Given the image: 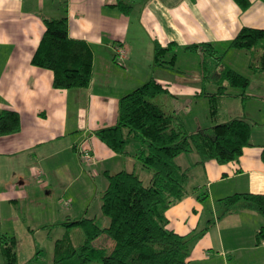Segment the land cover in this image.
Listing matches in <instances>:
<instances>
[{
	"label": "crops",
	"instance_id": "1",
	"mask_svg": "<svg viewBox=\"0 0 264 264\" xmlns=\"http://www.w3.org/2000/svg\"><path fill=\"white\" fill-rule=\"evenodd\" d=\"M248 1V7L242 8L236 0H139L124 14L115 0H0V113L14 110L21 121L19 131L0 135V235L15 236L19 264L37 255L33 230L51 221L36 220L35 207L31 211L24 205L25 195L51 186L55 172L63 177L71 176L76 167L80 172L77 156L83 148L105 176L125 169L136 172L144 185L151 183L152 170L134 155L141 142L133 141L125 153H117L95 133L117 122L122 95L151 78L165 88L155 101L177 114L188 131L212 125L190 129L173 103L180 96L206 97L210 113L215 101L216 123L243 118L251 124L252 144L237 160L199 163L195 151L176 157L178 165L189 169L190 178L188 194L166 211L168 227L188 236L203 230L190 240L187 264H264V240L256 238L264 217L249 209L220 217L217 206L218 199L234 193L264 194V92H256L251 81L245 90L229 91L230 85L217 83L207 68H198L201 75L193 82L171 74L180 52L213 51L219 64L228 53H239L229 46L239 30L264 28V2ZM60 16L68 19L69 35L86 41L93 50L88 87L54 88L53 72L31 62L45 31L43 18ZM156 44L169 46L162 57L170 59L162 64L154 60ZM248 53L252 66L257 59L251 56L254 50L244 55ZM212 82L215 89L207 87ZM219 84L225 86L224 93L214 95ZM196 188L208 195L199 199ZM0 264H4L1 245Z\"/></svg>",
	"mask_w": 264,
	"mask_h": 264
},
{
	"label": "trees",
	"instance_id": "2",
	"mask_svg": "<svg viewBox=\"0 0 264 264\" xmlns=\"http://www.w3.org/2000/svg\"><path fill=\"white\" fill-rule=\"evenodd\" d=\"M236 1L242 8H247L250 3L248 0ZM114 5L124 14L133 9L128 0H115ZM43 21L45 31L31 58L32 64L53 72L54 88L88 87L93 76L91 46L69 35L66 16L44 17ZM229 46L245 50L260 46L258 63L252 67L264 70V28L242 27ZM168 49L169 46L155 45L156 63H163L162 55ZM219 58L212 56L214 68ZM201 64L207 68L203 59ZM212 77L217 83L226 82L242 90L250 83L249 77L228 66ZM223 87L219 84V91L214 95L224 93ZM164 91V86L154 78L140 84L120 97L117 122L95 132L117 153H125L131 142L140 141L143 145L134 155L152 170L151 183L144 185L134 171L123 169L107 173L108 183L101 197V208L109 218V224L101 226L93 217L67 222V226L80 227L84 238L79 244H75L68 233L56 239L54 264H187L190 240L197 239L203 230L188 236L168 227L166 211L188 194L190 178L189 169L178 165L176 157L195 151L199 163L208 159L221 164L237 160L244 148L252 144L251 124L243 118H233L188 131L177 114L166 111L155 101ZM215 106L214 101L211 104L213 115ZM20 128L18 112L4 110L0 113V135L17 132ZM262 159L264 161V148ZM194 192L199 199L208 195L205 189L196 188ZM217 201L221 205L220 217L241 209L254 210L264 217L262 193L238 192ZM102 233L112 238L111 251L93 245ZM256 238L258 242L264 240V225L257 230ZM0 245L4 264H19L15 236L1 234Z\"/></svg>",
	"mask_w": 264,
	"mask_h": 264
},
{
	"label": "rangeland",
	"instance_id": "3",
	"mask_svg": "<svg viewBox=\"0 0 264 264\" xmlns=\"http://www.w3.org/2000/svg\"><path fill=\"white\" fill-rule=\"evenodd\" d=\"M128 1L133 3L139 0ZM238 50H240L239 53H228L224 58H222V62L220 64L218 63L217 68H213V61L215 58H213V60L212 56L217 55V53H214L213 51L205 50L203 52L202 50L198 53L193 52L187 54L180 52L179 57L176 59L175 63L172 64L174 69L171 74H174V76H176L175 78L180 77L184 78V81L189 80L190 82H193L194 79H197L198 75H201V73H197L196 70L198 68H204L201 64L203 59L207 69L211 71L212 76L217 74V72H220L224 67L228 66L236 69L244 75H247V77L250 78L256 92H264V70H255L252 66L248 65L247 60L250 59V53H248L247 56L244 55V52L248 50ZM252 50H254V53H251V56L254 55V57L258 59V56L261 53L260 46L255 47ZM162 59H170V56H163ZM122 60L123 59H121V61ZM253 62L254 64L258 63L255 59ZM177 71L180 73H177ZM207 75H209V72H207ZM210 86L215 89L217 84L212 82L207 85L209 88ZM228 90L241 91V88L229 86ZM158 97H160V95ZM173 103L174 106L178 107L179 112L189 123V126H191L189 127L190 129L197 125H213L216 123V119H218H215L214 117V120L212 119L213 114L211 115L210 113V104L206 97L201 96L195 98L180 96L179 99L174 100ZM253 104H257L256 101ZM206 116L208 119L205 118ZM218 117H221L220 111H218ZM202 123L206 124L203 125ZM134 142H137V144L140 143V141ZM132 144L133 143H131V145ZM83 146L85 147V145ZM77 157L79 164L81 165L80 172L77 167L72 171V175L67 177H63V175L55 172L51 182L52 184H49L51 186L37 190L32 194L25 195L24 205L31 206V211L32 207H35L33 209L34 213H31L35 215L36 220L42 223L41 221H44V219H51L50 222H44L47 224L42 223V226L33 230L38 253L30 261H25L26 264H54L56 239L61 238L66 233L70 234L75 244H79L83 241L84 236L80 227L64 226L61 224L62 222L77 220L82 217H93L101 226H107L109 224V218L102 212L101 208V197L107 186L108 178L101 171V168H98V171L96 170L95 163H92L94 160L93 157L89 158L90 160L85 159V153L83 151H81L80 155ZM38 172L40 173L38 168H36V173ZM34 186H36V184H33V187ZM217 206L220 208L221 205L217 202ZM204 215L205 214L203 213V216ZM93 245L95 247H103L107 251H111L114 246V242L107 233H102L93 241ZM27 258L25 257V259ZM90 264L100 263L92 262Z\"/></svg>",
	"mask_w": 264,
	"mask_h": 264
},
{
	"label": "built area",
	"instance_id": "4",
	"mask_svg": "<svg viewBox=\"0 0 264 264\" xmlns=\"http://www.w3.org/2000/svg\"><path fill=\"white\" fill-rule=\"evenodd\" d=\"M82 151L85 153V159L90 160L89 158H91L92 156L88 153L87 149L83 148ZM38 175H39V177H41L40 173Z\"/></svg>",
	"mask_w": 264,
	"mask_h": 264
}]
</instances>
